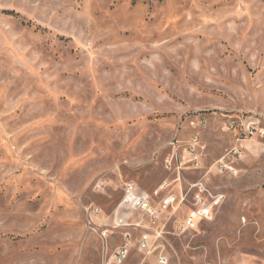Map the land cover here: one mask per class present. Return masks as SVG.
Instances as JSON below:
<instances>
[{"label": "rangeland", "instance_id": "obj_1", "mask_svg": "<svg viewBox=\"0 0 264 264\" xmlns=\"http://www.w3.org/2000/svg\"><path fill=\"white\" fill-rule=\"evenodd\" d=\"M0 264H264V0H0Z\"/></svg>", "mask_w": 264, "mask_h": 264}, {"label": "built area", "instance_id": "obj_2", "mask_svg": "<svg viewBox=\"0 0 264 264\" xmlns=\"http://www.w3.org/2000/svg\"><path fill=\"white\" fill-rule=\"evenodd\" d=\"M218 167L222 172H224V170L230 173L236 172V169L232 165H223V163H219ZM179 180H181V177ZM190 192L192 194L191 200L188 199L189 191L186 192L183 188L179 196L174 193L164 195L161 208L158 209L148 193L139 189L134 183H127L122 198V204L133 210L144 212L154 218H157L162 210L169 206L179 207L182 204H190L192 208H190L189 213L185 215L184 222L186 227H193L198 222L209 219L214 214L216 209L222 204L224 194L221 192H214L203 179L192 182L190 184ZM188 201L189 204H186ZM121 223L122 221H119L117 224L121 225ZM103 234L105 235L106 232H103ZM130 243L131 241L127 239L117 248L116 258L119 262H122L128 256L131 248ZM139 244L142 249H149V237L147 233L143 235Z\"/></svg>", "mask_w": 264, "mask_h": 264}]
</instances>
